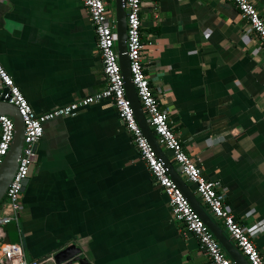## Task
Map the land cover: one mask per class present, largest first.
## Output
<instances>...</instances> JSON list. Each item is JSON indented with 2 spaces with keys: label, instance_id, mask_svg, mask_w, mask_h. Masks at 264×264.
<instances>
[{
  "label": "crops",
  "instance_id": "obj_1",
  "mask_svg": "<svg viewBox=\"0 0 264 264\" xmlns=\"http://www.w3.org/2000/svg\"><path fill=\"white\" fill-rule=\"evenodd\" d=\"M139 18L171 132L264 255V49L228 0H141ZM0 66L35 114L105 86L82 0H0ZM34 155L18 222L1 229L27 262L74 245L88 264H208L108 101L44 123Z\"/></svg>",
  "mask_w": 264,
  "mask_h": 264
},
{
  "label": "built area",
  "instance_id": "obj_2",
  "mask_svg": "<svg viewBox=\"0 0 264 264\" xmlns=\"http://www.w3.org/2000/svg\"><path fill=\"white\" fill-rule=\"evenodd\" d=\"M237 10L240 20L244 21L264 49V18L250 0H228ZM89 24L92 26L96 49L101 62L105 86L101 90L65 106L55 108L43 114H35L20 91L0 66V96L2 100L17 110L23 125V146L17 159L13 175L0 202V264H40L27 262L20 245L2 241V227L17 224L20 211L22 181L32 164L34 146L42 136V125L54 118L74 117L79 110L108 101L131 136V141L140 160L151 178L167 199L173 219L193 235L199 247L207 257L208 264H231L211 233L190 208L187 201L168 177L165 168L147 144L138 128L129 102L126 100L115 50L114 15L106 8L105 0H82ZM141 0H124L126 53L131 83L138 99L142 114L155 139L170 162L176 164L177 174L185 183L194 187L199 202L206 207L214 220H218L224 233L245 258L248 264H264V255L255 249L242 227L224 210L223 196L218 192V184L207 181L195 164V158L183 151V146L171 132L166 113L159 108L152 94L141 63L142 43L140 40ZM3 91V93H1ZM13 136V124L10 118L0 116V164L8 151ZM168 159V158H167ZM48 259L43 260V262Z\"/></svg>",
  "mask_w": 264,
  "mask_h": 264
},
{
  "label": "water",
  "instance_id": "obj_3",
  "mask_svg": "<svg viewBox=\"0 0 264 264\" xmlns=\"http://www.w3.org/2000/svg\"><path fill=\"white\" fill-rule=\"evenodd\" d=\"M256 10L262 14L264 13V0H251ZM113 15H114V36H115V50L117 53V62L122 77L124 95L129 102L134 120L140 129L147 144L150 146L155 154V157L160 160L165 168L168 177L175 184L177 189L181 192L190 208L196 213L208 231L211 233L215 241L218 243L226 257L231 264H248L245 258L240 254L234 246L229 237L224 233L223 229L209 217L203 208L200 206L193 194L188 190L184 180L177 174L172 163L162 152L155 136L147 125V122L142 114L138 99L136 97L133 85L130 79L128 57L126 53V34H125V12L124 0H112ZM263 15V14H262ZM3 93V91L1 92ZM0 116H6L11 119L13 124V136L6 155L3 157L0 164V202L4 196L5 189L13 175L18 156L23 146V125L17 110L12 105L4 102L0 96ZM35 148V146H34ZM33 148V150H34ZM35 157L32 159V164L29 167L25 178L22 181L20 193H23L24 187L30 177L33 169ZM1 207V205H0ZM14 226V224H9ZM7 225V226H9ZM79 249L74 245H69L52 255L47 256L37 262L40 264H88L84 258L79 257ZM48 261L43 262V260Z\"/></svg>",
  "mask_w": 264,
  "mask_h": 264
},
{
  "label": "rangeland",
  "instance_id": "obj_4",
  "mask_svg": "<svg viewBox=\"0 0 264 264\" xmlns=\"http://www.w3.org/2000/svg\"><path fill=\"white\" fill-rule=\"evenodd\" d=\"M110 4H111V0H110ZM264 15V13H262ZM261 14V16L264 18V16ZM174 165L176 166V164L174 163ZM22 196V193H21Z\"/></svg>",
  "mask_w": 264,
  "mask_h": 264
}]
</instances>
